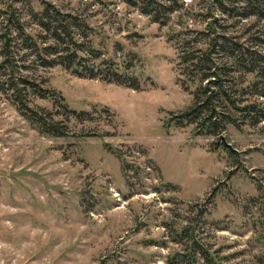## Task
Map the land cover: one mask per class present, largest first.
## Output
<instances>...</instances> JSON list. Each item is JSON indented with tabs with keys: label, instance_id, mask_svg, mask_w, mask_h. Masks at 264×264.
Returning a JSON list of instances; mask_svg holds the SVG:
<instances>
[{
	"label": "rangeland",
	"instance_id": "rangeland-1",
	"mask_svg": "<svg viewBox=\"0 0 264 264\" xmlns=\"http://www.w3.org/2000/svg\"><path fill=\"white\" fill-rule=\"evenodd\" d=\"M41 1L89 25L84 48L131 60L140 89L43 68L18 28L49 44L30 10ZM167 3L177 11L162 25L127 0H0V65L9 54L18 81L58 91L67 109L27 96L69 133H42L0 91V264H189L191 240L218 264H264V121L237 116L218 137L167 124L197 87L171 38L203 48L217 20L232 42L264 54V20L223 14L215 0ZM252 80L244 75L236 97L264 107ZM199 252L195 264H207Z\"/></svg>",
	"mask_w": 264,
	"mask_h": 264
},
{
	"label": "trees",
	"instance_id": "trees-1",
	"mask_svg": "<svg viewBox=\"0 0 264 264\" xmlns=\"http://www.w3.org/2000/svg\"><path fill=\"white\" fill-rule=\"evenodd\" d=\"M169 1V0H168ZM133 7L156 23L166 25L170 14L177 11L167 0H127ZM223 14L248 19L256 17L264 20V0H215ZM36 25L45 34L46 46H41L37 39L26 33L24 26L18 23L21 36L24 37L25 50H33L41 61L43 68L61 66L79 77H101L109 83L125 85L139 90V78L132 75L133 63L124 61L119 65L113 59L103 57L93 44L84 48L78 35L88 38L91 28L78 17L64 14L49 2L41 1V8L30 9ZM217 20L208 25L205 47L197 46L196 39H173L176 41L179 61L184 75L197 85L192 92L193 104L186 111L173 115L168 125L186 127L195 125L198 134L218 137L229 124L240 126V118L252 124L264 121V107L261 103L243 105L237 94H244V75H251L250 87L264 99V54L257 49L247 48L244 44L232 42L226 35L218 31ZM204 33H202L203 35ZM79 37V38H82ZM198 40V39H197ZM10 41V40H8ZM223 53L226 63L219 64L217 55ZM96 61L97 63H92ZM9 68L10 73L0 87L1 92H10L9 98L17 105L21 114L42 133L53 138L67 137L66 128L55 119L54 114L45 108L32 106L28 100L27 90L32 96L43 100H53L60 107L67 109L65 98L56 90L42 88L21 77L19 81L13 75L14 65L10 55L0 65V70ZM6 86V87H5ZM235 90V91H233ZM26 92V93H25ZM238 116V117H237ZM230 151L229 146H225ZM182 235V232L180 233ZM184 234V233H183ZM200 249L207 264H218L216 258L196 240H191L184 257L189 264H195L196 249Z\"/></svg>",
	"mask_w": 264,
	"mask_h": 264
}]
</instances>
